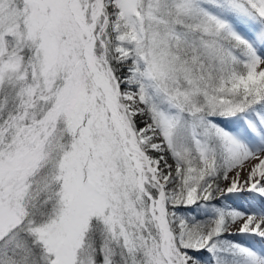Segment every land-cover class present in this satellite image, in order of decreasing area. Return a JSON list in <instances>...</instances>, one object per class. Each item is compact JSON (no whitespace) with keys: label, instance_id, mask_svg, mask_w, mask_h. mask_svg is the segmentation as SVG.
<instances>
[{"label":"snow or ice","instance_id":"1","mask_svg":"<svg viewBox=\"0 0 264 264\" xmlns=\"http://www.w3.org/2000/svg\"><path fill=\"white\" fill-rule=\"evenodd\" d=\"M0 264H264V0H0Z\"/></svg>","mask_w":264,"mask_h":264}]
</instances>
